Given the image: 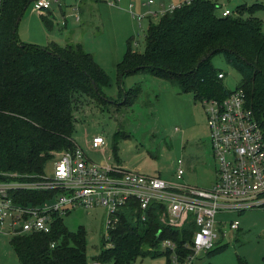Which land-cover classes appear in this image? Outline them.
<instances>
[{"label":"trees","instance_id":"1","mask_svg":"<svg viewBox=\"0 0 264 264\" xmlns=\"http://www.w3.org/2000/svg\"><path fill=\"white\" fill-rule=\"evenodd\" d=\"M29 2L0 0V180L13 172L38 174L52 152L74 149L76 110L89 98L106 102L100 87L110 84L108 74L80 43L39 45L19 40L16 20ZM220 7L215 0H188L156 20L149 19L143 51L132 49L127 41L116 63L117 77L121 82L128 73L146 71L179 84L200 101L222 98L231 89L217 76L221 69L211 61L212 55L221 54L238 72L236 87L243 89L264 136V30L256 14L264 4L239 3L225 16ZM39 16L45 27H52L46 13ZM138 89L134 85L125 90L123 101ZM44 198V193L28 192L19 199ZM134 207L132 203L119 212L91 259L131 264L138 256L164 255V264H170L168 250L158 247L164 238L173 240L182 254L191 252L184 246L195 229L190 216L181 227H168L155 213L160 206L151 204L142 222L135 217ZM9 243L20 264H90L84 227L70 231L61 217L48 232L14 234ZM222 248L214 243L205 251L211 254Z\"/></svg>","mask_w":264,"mask_h":264},{"label":"rangeland","instance_id":"2","mask_svg":"<svg viewBox=\"0 0 264 264\" xmlns=\"http://www.w3.org/2000/svg\"><path fill=\"white\" fill-rule=\"evenodd\" d=\"M215 1L229 8L243 2L264 4V0ZM34 2H29L17 22L19 40L39 45L48 41L80 43L110 79L109 85L100 87L106 102L89 98L75 112L72 139L77 147L96 163H106L108 154L112 161L128 168L166 179L176 177L177 159H182V180L210 187L214 181V159L202 101L192 92L183 91L179 84L146 71L128 73L121 82L117 77L116 63L122 58L127 41L130 40L131 48L136 51L144 49V33L149 20L147 17L138 19L133 14L147 9L148 6L142 4L144 0H119L112 4L106 0H50L49 10L38 9ZM41 11L52 19L51 28L43 24L39 16ZM259 13L264 26V9ZM75 15L80 19L76 20ZM211 61L224 72L225 86L234 89L239 81L238 72L221 54L212 55ZM134 85L139 86L137 93L130 92L127 102L123 101L125 90ZM119 91H122L121 97ZM95 134L106 138L107 145L103 149L88 146V138ZM44 170L46 174L52 173L51 160L46 162ZM106 217V209L101 205L78 207L63 216L70 231L84 227L90 264H111L91 259L98 253L102 237L107 235ZM216 218L221 222L215 230V243L223 248L211 254L198 251L190 264H264V205L250 207L241 213L219 212ZM232 220H238L237 228H229ZM9 236L0 231V264H20ZM165 260L164 255H146L138 256L131 264H164Z\"/></svg>","mask_w":264,"mask_h":264},{"label":"built area","instance_id":"3","mask_svg":"<svg viewBox=\"0 0 264 264\" xmlns=\"http://www.w3.org/2000/svg\"><path fill=\"white\" fill-rule=\"evenodd\" d=\"M118 0H107L115 3ZM144 0L143 12H133L138 19L158 17L172 11L182 2ZM188 1V0H185ZM38 9L50 7V0H35ZM132 8L133 5L129 4ZM231 11L225 8L222 15ZM219 78L224 77L218 71ZM206 122L210 133V149L214 159V181L210 187H199L182 180V159L174 179L142 173L116 162L99 164L88 159L77 146L52 152V173H8L0 180V231L14 235L25 232H48L57 217L63 218L72 209L101 205L106 209V232L118 221L119 212L134 203L135 217L148 218L150 205L159 220L168 227H181L190 216L195 224L190 242L191 252L182 254L169 238L160 240L161 250H168L170 264H190L194 255L211 248L217 238L219 212L245 211L264 205V136L252 110L247 106L244 91L235 87L222 98H203ZM90 148H100L106 138L92 135ZM44 193L41 201H21L25 193ZM20 198V199H19ZM238 227V220L229 221V228Z\"/></svg>","mask_w":264,"mask_h":264},{"label":"crops","instance_id":"4","mask_svg":"<svg viewBox=\"0 0 264 264\" xmlns=\"http://www.w3.org/2000/svg\"><path fill=\"white\" fill-rule=\"evenodd\" d=\"M107 1V0H106ZM119 1V0H118ZM183 1H185V0H155L154 1V3L152 4V8H156V7H158V5H159V3L160 2H164V3H167V2H173V3H179V2H183ZM217 2V1H216ZM253 2H259V1H253ZM109 3V2H108ZM130 4H132V3H130ZM237 4H239V3H237ZM236 4V5H237ZM133 5V4H132ZM144 5V4H143ZM221 7V9L222 10H224L225 8H228V9H230V10H232L233 8H229V7H227V6H222V5H220ZM80 9V8H79ZM262 9H264V7L263 8H260L258 11L260 12ZM45 10H49V8H47V9H45ZM222 10H220V11H222ZM42 12V11H41ZM41 12H39V14L41 13ZM258 12V16L261 18V21H262V29L264 30V26H263V16L261 15V13H259ZM42 13H46V12H42ZM74 18L76 19V20H79L80 19V16H74ZM149 19H151L150 17H148V20ZM88 144V143H87ZM107 145V141H106V144L104 145V146H102V147H100V148H97V149H103L105 146ZM75 146H77L76 144H75ZM89 146V145H88ZM88 157V156H87ZM106 158H105V160H106V162H115V161H112V159H111V157L107 154L106 156H105ZM88 159H89V157H88ZM90 160V159H89ZM117 163V162H116Z\"/></svg>","mask_w":264,"mask_h":264},{"label":"water","instance_id":"5","mask_svg":"<svg viewBox=\"0 0 264 264\" xmlns=\"http://www.w3.org/2000/svg\"><path fill=\"white\" fill-rule=\"evenodd\" d=\"M31 1V0H30ZM21 15V14H20ZM20 15L18 16L17 20H16V23L18 22L19 18H20Z\"/></svg>","mask_w":264,"mask_h":264}]
</instances>
